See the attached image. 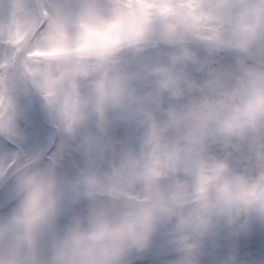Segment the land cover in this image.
Here are the masks:
<instances>
[{
    "label": "clouds",
    "instance_id": "1",
    "mask_svg": "<svg viewBox=\"0 0 264 264\" xmlns=\"http://www.w3.org/2000/svg\"><path fill=\"white\" fill-rule=\"evenodd\" d=\"M0 264H264V0H0Z\"/></svg>",
    "mask_w": 264,
    "mask_h": 264
}]
</instances>
